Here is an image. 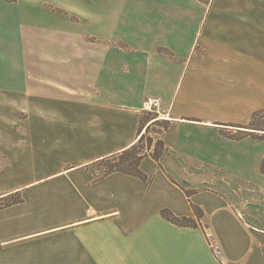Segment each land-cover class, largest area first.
<instances>
[{
	"label": "crops",
	"instance_id": "obj_1",
	"mask_svg": "<svg viewBox=\"0 0 264 264\" xmlns=\"http://www.w3.org/2000/svg\"><path fill=\"white\" fill-rule=\"evenodd\" d=\"M257 110L264 0H0V264H264V143L230 138ZM150 131L145 182L100 171Z\"/></svg>",
	"mask_w": 264,
	"mask_h": 264
},
{
	"label": "trees",
	"instance_id": "obj_2",
	"mask_svg": "<svg viewBox=\"0 0 264 264\" xmlns=\"http://www.w3.org/2000/svg\"><path fill=\"white\" fill-rule=\"evenodd\" d=\"M260 117L263 118L264 120V110H257L252 113L250 121L247 125L242 126V134L240 136H230L231 139L238 140L240 138H245V137H251L253 139L262 141L264 143V122L262 124V127H257V124H260ZM152 124V123H151ZM168 126V122H163L162 123V128L163 130H166ZM140 127V131H141ZM143 138V135L140 136L138 139L137 143L131 146L129 149L124 151L118 156H114L111 158L104 159L102 162H107L110 159L118 158L116 162H113L111 165L106 163V169L104 171L105 175H108L113 172H119L122 174L130 175L133 177H136L140 179L141 181H146L147 177L144 175L138 168L140 160L145 157V156H150L152 159H154L158 165H159V160L164 154L165 150L163 148V144L160 140H158L155 143L154 148L151 147L152 140H148V144H146V150L149 151L148 153H139L137 152V147L136 145L141 142ZM160 166V165H159ZM259 172L264 175V157L260 162L259 165ZM184 193L189 196L192 191H186L184 190ZM21 202L20 198L11 201V202H5L1 203V206H9L11 204L19 203ZM193 213L195 217L199 220L201 217V212L199 209L196 207L192 206ZM160 215L162 218L166 219L167 221L171 222L174 225L180 226V227H190V228H196L197 224L195 223V219L192 218H177L174 217L169 211H161Z\"/></svg>",
	"mask_w": 264,
	"mask_h": 264
},
{
	"label": "rangeland",
	"instance_id": "obj_3",
	"mask_svg": "<svg viewBox=\"0 0 264 264\" xmlns=\"http://www.w3.org/2000/svg\"><path fill=\"white\" fill-rule=\"evenodd\" d=\"M8 2H9V0H8ZM24 8L26 7V6H28V7H30V8H32L33 10H34V14H36V12H38V23H39V29L41 28V27H43L42 29H41V34H45L46 33V27H45V24H46V17H45V13L44 12H46V11H52V12H56L57 14H61V15H65V16H67L68 18H69V20L70 21H72V22H77V16H74L73 14H70V12H68V11H65V10H63V8L62 9H60V8H56V6H54V4H50V3H41V4H37V5H22ZM11 7V6H10ZM10 7H8V9L10 8ZM76 11H80V9H79V7H78V5H76ZM36 11V12H35ZM12 14H14V11L12 12ZM68 15H71V16H68ZM62 18V17H61ZM25 30V29H24ZM23 30V31H24ZM20 33V32H19ZM11 36H15L14 35V33L13 34H10ZM8 35H6V37H7ZM23 36V35H22ZM31 36H30V32L27 34L26 32H24V39H29ZM33 37V36H32ZM34 38V37H33ZM2 42V41H1ZM14 54H16L15 52H14V49L12 48L11 50H8V52H7V56L8 57H12V58H14L15 56H14ZM21 57V60H23L24 62H29V61H31V51H30V49L29 48H27L26 46H24V48L22 49V52L19 54ZM18 117L19 118H21L24 122L23 123H25V121L27 120V115L25 114V113H23V114H20V115H18ZM150 120H156V115L155 114H152V113H148V112H144V115L142 116V121H144V122H146V121H150ZM260 124H257V127H262V124H263V122H264V120H263V118H261L260 117ZM262 123V124H261ZM160 127L161 126V124L160 123H158V124H156V127ZM155 130H158V129H155L154 127H153V132L155 131ZM152 131H150V132H146V134H144L143 135V138H142V140H141V142L140 143H138L137 145H136V147H137V152H139V153H148L149 151H147L146 150V144H148V140L149 139H151L152 140V143H151V147H153L154 148V146H155V143L158 141L157 139H156V137H155V135L153 134V132ZM118 160V158H114V159H110L109 161H107V162H100L99 163V169H100V171H102V172H104L105 171V169H106V163H108V164H112L113 162H116ZM19 198V196L18 195H15V196H10V197H7L2 203H5V202H11V201H14V200H16V199H18ZM245 202H247V200H244Z\"/></svg>",
	"mask_w": 264,
	"mask_h": 264
},
{
	"label": "built area",
	"instance_id": "obj_4",
	"mask_svg": "<svg viewBox=\"0 0 264 264\" xmlns=\"http://www.w3.org/2000/svg\"><path fill=\"white\" fill-rule=\"evenodd\" d=\"M159 109H160V103L158 99L147 97L141 103V110L144 112L159 114ZM209 245L213 255L217 259H221V253L218 247L214 245L211 241L209 242Z\"/></svg>",
	"mask_w": 264,
	"mask_h": 264
}]
</instances>
